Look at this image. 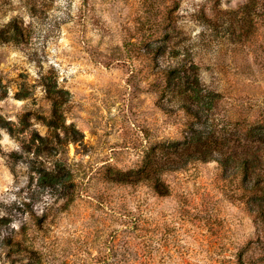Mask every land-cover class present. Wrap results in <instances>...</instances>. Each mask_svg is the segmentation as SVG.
Returning <instances> with one entry per match:
<instances>
[{
  "label": "rangeland",
  "instance_id": "rangeland-1",
  "mask_svg": "<svg viewBox=\"0 0 264 264\" xmlns=\"http://www.w3.org/2000/svg\"><path fill=\"white\" fill-rule=\"evenodd\" d=\"M250 1L0 0V264L264 255V211L249 209L236 163L164 170L166 195L151 179L177 155L166 145L212 119L245 130L264 117V15L252 12V27L234 34L223 28ZM177 65L221 94L208 126L169 100ZM125 172L138 180L114 179Z\"/></svg>",
  "mask_w": 264,
  "mask_h": 264
},
{
  "label": "trees",
  "instance_id": "trees-1",
  "mask_svg": "<svg viewBox=\"0 0 264 264\" xmlns=\"http://www.w3.org/2000/svg\"><path fill=\"white\" fill-rule=\"evenodd\" d=\"M257 0H251L244 5H241L240 16H234L233 18L223 21L224 29L230 34L236 32V24L245 27L243 23H248V27H252V12L264 15V1L262 3L263 10L258 11L256 6ZM232 12V11H231ZM236 12V11H235ZM211 25L217 29L220 25L219 21L211 23ZM247 34L245 35V37ZM243 38V31H240L236 35V39ZM160 48H157V52H160ZM178 48L173 47V51L178 53ZM190 53L189 50H187ZM196 64L191 66L194 68ZM184 66H171L169 68L170 75L165 85L173 95L169 100L174 103H179L185 111L192 115L194 118L204 121L207 124L208 118L212 113L216 111V100L221 97V94L212 89L205 90L198 74L196 72H183ZM192 67L190 69L192 70ZM162 93H166V89L162 90ZM159 105L167 111L174 110V106L168 104L162 98L159 100ZM230 121L225 118L212 119L210 123V129H197L190 134V139L183 145L179 146L178 143H169L165 147L172 150L177 154L176 157H172L169 160H165L159 164L155 169V174L151 176V179L155 183L156 191L161 195L168 194L169 190L167 186L162 182L159 177V173L164 170H176L185 167L189 162L196 159H216L225 170H229L232 163L234 165L235 173L242 170V177L244 183H246V189L250 192L251 196L248 201V207L251 211L261 212L264 211V163H261L262 151L264 154V117L256 122L251 123L247 129H230ZM72 133L74 132V126H70ZM207 133H204V132ZM217 131L220 133L216 134ZM135 174L131 172L117 173L114 176L115 180L121 182L137 181ZM235 264H260L264 263V255L259 256L250 263L246 261V257L243 256L242 249L235 253Z\"/></svg>",
  "mask_w": 264,
  "mask_h": 264
}]
</instances>
